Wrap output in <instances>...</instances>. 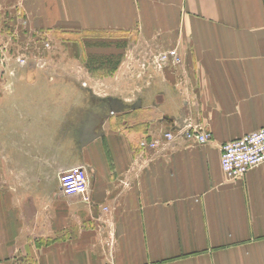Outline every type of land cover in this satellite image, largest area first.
<instances>
[{"label": "crops", "instance_id": "obj_1", "mask_svg": "<svg viewBox=\"0 0 264 264\" xmlns=\"http://www.w3.org/2000/svg\"><path fill=\"white\" fill-rule=\"evenodd\" d=\"M2 4L29 10L37 29L177 47L184 63L154 73L158 93L146 88L135 113H112L93 135L36 96L51 88L22 86L39 73L17 76L9 95L0 87V262L264 264V163L236 180L221 166L224 143L264 127V0ZM188 122L210 140L141 148L147 128L136 126L179 133ZM74 166L88 169L87 199L62 191Z\"/></svg>", "mask_w": 264, "mask_h": 264}, {"label": "rangeland", "instance_id": "obj_2", "mask_svg": "<svg viewBox=\"0 0 264 264\" xmlns=\"http://www.w3.org/2000/svg\"><path fill=\"white\" fill-rule=\"evenodd\" d=\"M7 4L0 5L1 89L9 95L17 84V76L39 73L45 79H38L37 85L23 79L22 86L51 88L53 91L36 96L48 99L56 112L71 108L74 121L71 130L78 133L85 128L93 135L105 129L103 121L113 119L116 113L123 112L124 116L135 113L138 102L147 99L143 90L151 87L158 93L159 78L153 74L170 67L179 68L184 63L183 59L180 66L160 67L158 61L164 52L176 49L183 57L179 48L141 46L126 32H115V37H95L97 34L89 32L37 29L29 10ZM155 94L152 97L157 101ZM161 121L165 122V118ZM116 125L120 127L121 123ZM111 127L109 123L106 128ZM136 127L137 132L147 128L141 142L156 135L149 125Z\"/></svg>", "mask_w": 264, "mask_h": 264}, {"label": "built area", "instance_id": "obj_3", "mask_svg": "<svg viewBox=\"0 0 264 264\" xmlns=\"http://www.w3.org/2000/svg\"><path fill=\"white\" fill-rule=\"evenodd\" d=\"M183 57L176 49L164 52L159 58V66H180ZM162 132V131H161ZM178 136L190 140L206 143L210 139V134L203 132L199 128H193L191 123H187L183 129L177 133L175 130H165L154 135L151 139L141 142L143 148L161 149L172 144ZM264 163V127L243 136L226 142L222 146L221 166L229 179H240L246 173ZM62 191L67 196L81 194L87 199L89 190V172L85 166H74L64 170L59 175ZM0 264H7L0 262Z\"/></svg>", "mask_w": 264, "mask_h": 264}]
</instances>
